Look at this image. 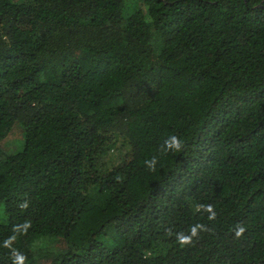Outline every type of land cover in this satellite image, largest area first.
I'll return each mask as SVG.
<instances>
[{"label":"trees","instance_id":"trees-1","mask_svg":"<svg viewBox=\"0 0 264 264\" xmlns=\"http://www.w3.org/2000/svg\"><path fill=\"white\" fill-rule=\"evenodd\" d=\"M0 264H264V0H0Z\"/></svg>","mask_w":264,"mask_h":264},{"label":"rangeland","instance_id":"rangeland-1","mask_svg":"<svg viewBox=\"0 0 264 264\" xmlns=\"http://www.w3.org/2000/svg\"><path fill=\"white\" fill-rule=\"evenodd\" d=\"M13 134H15L13 136ZM9 136H12L8 142L10 143L9 148L13 151H17L21 148V142H16L17 139L20 137V134L18 133V130L10 134Z\"/></svg>","mask_w":264,"mask_h":264}]
</instances>
